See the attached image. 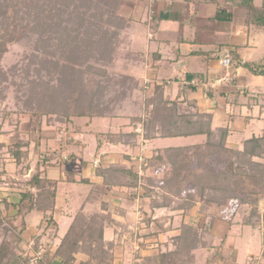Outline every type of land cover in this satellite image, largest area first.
Segmentation results:
<instances>
[{"label": "trees", "instance_id": "16d2710c", "mask_svg": "<svg viewBox=\"0 0 264 264\" xmlns=\"http://www.w3.org/2000/svg\"><path fill=\"white\" fill-rule=\"evenodd\" d=\"M120 1L0 2V61L8 52L7 46L34 30L33 26L41 29L42 35L39 39L43 42L45 39L55 40L58 32L61 36L57 45L60 50L59 58L52 59L50 63L48 61V64L43 62L41 65V69L44 67L50 78L53 75L52 78L55 79L52 91L50 92L49 81L41 82L35 93L27 92L25 102L22 97H17L15 102V114L20 118H27L26 136L28 141L34 139L36 149L42 141L43 124L59 125L67 130V126L72 124L74 119L91 121L97 117L115 118L125 111L127 102L131 101L133 93L137 90V81L128 75L129 68L124 66L117 69L120 61L130 63L131 54L126 49L127 44H124L127 38L120 36L118 30L105 31L102 28V25L125 28L123 18L117 14ZM222 2L245 8L247 25L264 31V0ZM124 50L126 51L123 57ZM230 61L232 63L231 59ZM237 65L243 66L255 76H264V59L259 63L237 62ZM5 77V73L1 74L0 87ZM193 77L188 74V81ZM31 86L34 85L30 84ZM140 92L142 97L139 101L130 105V109L134 110L130 130L100 134L99 142L122 145L137 154L141 143L133 128L138 126L147 135V141L190 136H204V141L197 145L156 149L142 162L139 161L140 156H137L139 154L135 159L130 155H121L117 162L109 167H98L95 174L101 178L103 190L89 189L72 217L67 232L61 238L57 236V223L52 215L56 205L57 185L55 181L45 177L42 169L47 167L49 160L42 155L41 164L35 167L34 173L26 183L36 194L28 189L21 194L19 203L14 205L17 212L22 214L31 211L42 213L38 233L33 237L30 249L38 251L41 238L50 228L54 231L52 238H58L53 254H49L51 246H46L44 257L36 260L35 264H53L56 258L61 259L62 264H111L112 247L103 242L104 229L113 227L115 222L110 211L112 206L106 198L108 195L132 201L138 197L142 198L140 222L143 231L139 234L141 238H155L159 234H166L171 227L163 228L161 218H153L154 211L167 205L170 212H180L182 216L189 214L192 203L188 204V208L182 202H178L180 204L176 206L166 203L168 197L176 196L177 189L186 183L185 174L188 179L191 177L195 181L194 184L206 179L216 184L226 182L228 188L232 189L227 190L229 200L238 201L247 207L246 213L243 214V224H258L257 197L263 198L264 205V164L258 162L264 160V134L242 141L241 149L230 147L227 144L228 138L234 131L231 124L212 128L210 114H199L195 104L190 101L176 99L170 102L165 97L164 86H155L149 94H146L143 88ZM179 94L181 95V92ZM33 96L36 100L35 106L30 105ZM25 144L28 142L21 139L17 140L16 144L7 146V153L13 156L16 165L21 157L26 155V152L20 151ZM254 159L257 160L254 162ZM213 164L220 168L217 171L211 170ZM137 165L140 166L141 174L136 169ZM150 171L155 172L154 175L143 174ZM157 182L160 183L159 188L154 187ZM141 188L143 193L140 195ZM160 189L163 190L162 194L158 193ZM241 195L244 199L239 198ZM5 206L8 207L7 204ZM5 209H0V225L5 218ZM118 210L120 209L115 207L113 211ZM211 217L209 216V219H212ZM170 218L167 216V220ZM179 229V235L173 240L172 251H159L154 256L144 258L141 264H191L194 260L193 251L199 244L204 243L205 232L210 229V221L202 229L183 223H180ZM20 233L22 231L18 234ZM18 241L15 237L1 242L0 264H29L28 259L15 256L12 251V245ZM77 254L83 255L85 261L77 263Z\"/></svg>", "mask_w": 264, "mask_h": 264}, {"label": "crops", "instance_id": "0c3cea01", "mask_svg": "<svg viewBox=\"0 0 264 264\" xmlns=\"http://www.w3.org/2000/svg\"><path fill=\"white\" fill-rule=\"evenodd\" d=\"M117 13L123 18L125 28L122 36H126L128 40L126 49L131 54L130 63L120 61L117 69L124 66L129 68L128 75L137 81V90L126 105L130 106L139 101L142 97L140 94L142 88L149 94L155 86H164L165 97L170 102L176 99L190 101L195 104L199 114H210L212 128L231 124L234 131L229 138L236 137L240 140L236 146L229 145L230 147L241 149L242 141L264 134V85L255 82L254 77L259 76L237 65V62L259 63L264 59V52L259 58L257 54L261 53L259 46L264 39V31L247 25L245 8L224 4L222 0H121ZM125 51L122 52L123 57ZM224 57L232 60L228 68H223L219 64ZM194 65L199 67L191 68ZM188 74L194 76L190 81L187 79ZM121 115L122 117L110 119L126 120L121 128L123 131L127 124L130 125L133 114L129 118L124 116V113ZM92 120L74 119L73 123L67 126V130L64 128L58 130L55 126L43 130L39 150L48 158L51 165L57 164L47 167L44 175L57 185L56 205L52 215L57 223V236L60 238L71 224L73 217L69 212L73 210L71 207L74 208L75 204L77 209L86 195L84 193L89 189L103 190L102 180L95 174L98 167H109L117 162L121 155H130L135 159L137 154H139L137 156L145 154L146 143L159 140L147 141V135L138 126L133 128L141 143L137 154L122 145L95 141L92 150L94 157L87 158L85 150L92 149V145L84 147L83 139L87 135H93L89 130ZM77 121L82 123L76 124ZM202 137L204 141V136ZM109 146L112 149L122 147L123 150H115L105 157L103 150H107ZM167 148L177 147H155L152 151ZM95 160L99 161L97 168L91 165ZM58 165L61 167H57ZM77 166L81 168L80 171L74 169H77ZM76 176L79 177L78 181L73 180ZM106 198L109 203L111 200L115 201L110 203L112 206L110 211L115 220L114 226L103 231L104 244L112 247L111 264H141L144 258L156 255L150 249L153 247L152 244L157 243L159 235L144 239L137 237L133 232L132 243L127 242L124 245L123 240L128 235L127 232L135 229L139 231V222L136 228L135 225L132 227L133 210L127 211L123 203L120 204L121 201H126L125 199L111 195ZM118 201L120 202L117 203ZM115 207L120 210L114 212ZM173 213L179 212H170L167 209L168 217L172 218ZM4 214L6 215L5 212ZM258 215L260 220L255 226L244 225L243 214L240 212L211 215L212 219L206 220L210 221V229L205 234L204 243L195 247L194 260L191 264H251L256 259L258 264H264L263 208L258 210ZM194 216L195 214L191 213L189 218L188 216L184 218L190 219L187 223L191 225ZM171 218L167 220V227H171L167 232L169 238L177 237L180 233L178 230L180 224L176 225V218ZM41 220L42 213L38 211L28 212L21 219L23 224L21 234L30 247L33 237L38 233ZM52 240L57 244L58 238ZM141 240L148 245L144 246ZM128 246L137 249L133 259L124 251ZM173 249V241L167 240V252ZM75 258L77 263L85 261L81 254H77ZM53 264H62V260L56 258Z\"/></svg>", "mask_w": 264, "mask_h": 264}, {"label": "rangeland", "instance_id": "374dc122", "mask_svg": "<svg viewBox=\"0 0 264 264\" xmlns=\"http://www.w3.org/2000/svg\"><path fill=\"white\" fill-rule=\"evenodd\" d=\"M12 2V0H9ZM8 0H0V2H9ZM118 14V13H117ZM106 21V20H105ZM21 23V22H20ZM26 24V21L23 22ZM34 30L29 31L28 33H25L23 37L20 38L19 41H16V43L9 44L7 46L8 52L3 57V59L0 61V78L1 74H6L5 80H3V85L0 87V97L4 99V101L0 100V145L3 147H0V209L4 210L6 208V215L4 218L3 223L0 225V244L3 242V240L9 241L12 240V238L17 237L18 242L14 243L12 245V251L15 254V256H19L22 259H28L29 264H35V261L38 259H41L44 257V252L47 249L46 246L50 245V253L53 254L55 251V247L57 244H55V241L52 239L53 230L52 228L48 229L44 235V237L41 238L39 242L38 251H34L33 249H30V245H28L27 241L22 237V234H18L23 226L21 223V219L27 214V212L20 213L17 212V209L14 207V205H17L19 203V199L21 194L26 192L28 189V186L26 183L31 178L32 174L35 171V167L39 164H41L42 159V153L40 152L39 148L36 149L34 147V139L32 141H28L29 139L26 136V132L28 129L27 126V118L22 117L18 114H15V102L17 97H22L24 102L26 98V94L28 91H31V93H35L37 89H39V85H41V82H47L49 81V85L51 87L50 92L52 91V86L55 84V79H53V75L50 78V75L45 72V70L42 68L41 65L48 64L51 62L52 59H58L60 55V50L57 49L58 42H60V34L59 32L55 35V40H46L43 42L39 39L41 37L42 32L39 27L33 26ZM102 28L106 30H115L117 31L120 36H122V32L124 29L117 28L114 25H102ZM121 31V32H120ZM52 37V36H51ZM124 44H128V40L124 42ZM261 49V53H257L258 58L261 57V54L264 52V39L261 41V45L259 46ZM65 49L63 50V52ZM121 55V54H120ZM42 60V63H41ZM62 62V61H61ZM199 67V65H194V68ZM56 75H54V78ZM50 79V80H49ZM255 82H257L260 85H264V77H254ZM19 83V84H18ZM147 83V81H146ZM30 84L34 85L30 87ZM52 84V85H51ZM17 86H20L21 88H17ZM43 88V87H42ZM145 90V89H143ZM146 91V90H145ZM30 105L35 106L36 100L33 96V101L30 103ZM28 105V106H30ZM131 106L126 105L125 111L123 112L128 118L134 114L133 110L130 109ZM122 113V112H121ZM121 113L117 115L118 117H122ZM122 113V114H123ZM206 114V113H204ZM23 119V120H21ZM82 123V121H79ZM77 121L76 124H79ZM127 121L121 120V119H110V118H102L97 117L94 118L91 122L90 126V132L93 133V135H87L89 133H86L87 136L84 137V147L91 146L92 149L85 150L87 153V158H93L94 153L92 152L94 145L96 144L95 141L98 142V135L100 134H107V132H119L121 131L122 126ZM243 122V121H242ZM75 124V126H76ZM127 124L125 126V130L123 131H129L130 128ZM240 125V124H239ZM51 126H55L56 129L60 130L62 127H58V125H49V124H43L42 130L46 128H50ZM227 126V125H223ZM222 126V127H223ZM77 127V126H76ZM75 129L74 127H71V129ZM50 130V129H49ZM234 130V128H233ZM97 136V137H96ZM23 140V142H28V144H25L24 147L22 146L21 152H26V155L21 157L22 159L17 163L14 162V158L12 155H8L7 153V146L16 144L17 140ZM89 140L91 142H89ZM228 145L236 146L235 144L240 140V138L232 137L228 139ZM203 141L202 136H195V137H188V138H177V139H159L150 143H146L144 147L145 154L140 155L139 161L142 162L145 157L149 156L150 153L155 147L158 148H166V147H183L186 145H195L199 144ZM242 143V142H241ZM41 144V143H40ZM6 147V148H5ZM108 149L103 150V154L108 156L112 152L116 151H122V147L117 149H112L110 146L107 147ZM50 150V148H49ZM48 150V151H49ZM75 150V149H74ZM77 152V150H76ZM47 154H51L50 152H47ZM91 154V156L89 155ZM68 157V156H67ZM47 158V157H46ZM52 158V157H51ZM69 159V158H68ZM257 159H254L255 162ZM258 162H262L264 164V160H258ZM58 163V161H56ZM76 163V162H75ZM47 167L53 166L50 163H47ZM55 164L54 166H56ZM93 168H97L99 166V161L95 160L91 164ZM216 168H215V166ZM62 166V163H61ZM58 165L57 167H61ZM47 167H43L42 170H45ZM212 167V166H211ZM70 168V167H69ZM220 168V166L217 167L216 164H213V167L211 170L217 171ZM71 169V168H70ZM76 171H80L81 168L77 166V169L74 168ZM137 171H140V166L137 165L136 167ZM162 170V169H161ZM160 170V171H161ZM154 175L155 172H145V174ZM141 174V171H140ZM186 177V183L183 184L182 187H179L176 192V196L168 197V200L166 203L170 206H176L182 202V204L188 208L190 203L193 204V206L190 208V212L188 215V218L190 217L191 213L195 216L192 218L193 222L191 225L197 226L199 229H202L205 224H208L206 221L207 218L211 215L215 214H230V213H239L243 212L242 214H245L247 211V207L245 205L239 203L238 201H231L229 200L227 193L229 190H232L229 187V185L226 184V182H220L218 184L214 183L213 181H208L206 179L205 181H200L199 183L194 184V180L189 177L188 179L187 175L185 174L184 178ZM47 178V177H46ZM50 180V179H48ZM73 180L78 181L79 177H73ZM160 183H156L154 187L159 188L158 186ZM213 188V189H210ZM215 188V190H214ZM217 189V190H216ZM33 194H36V191L34 189H30ZM228 190V191H227ZM140 195L143 193L142 188L139 189ZM163 190H158L159 194H162ZM87 194V193H84ZM228 194V195H227ZM139 195V196H140ZM86 196V195H85ZM84 196V197H85ZM239 198L244 199V196L241 195ZM258 202V208H263V198L257 197ZM125 199V198H123ZM122 199V200H123ZM5 200V204L3 202ZM126 201H118L123 203L125 210L130 211L133 210L134 218H137L134 220L132 227L136 228L137 223L139 231L135 229V231H129L126 234L124 245L127 244V242L132 243L131 239H133V232L136 233V236H140L139 234L143 231L142 223L141 221V211L140 208L143 204L142 198L138 197L137 200L133 199H125ZM173 201V202H172ZM115 201L111 200L110 203H114ZM135 205H133L132 203ZM176 202V204H174ZM7 204L8 207L5 205ZM82 204V202H81ZM75 205V204H74ZM71 207L70 214L75 215V213L78 211L79 207L76 209ZM165 205V204H164ZM167 205L165 208L162 209H156L154 211V214L157 213L155 218H161V222L163 224V228H167ZM258 209V210H259ZM221 213V214H220ZM197 214V215H196ZM138 216V217H137ZM176 216V217H175ZM165 218V219H164ZM176 225L183 222V224H188L187 222L190 220L188 218H184V216L181 215V213H173L172 219H175ZM139 219V221H138ZM182 220V222H180ZM260 220V218H259ZM67 222V221H66ZM180 222V223H179ZM186 222V223H184ZM165 226V227H164ZM14 230H13V229ZM142 228V229H141ZM134 229V228H133ZM178 230L180 231L179 227ZM132 232V233H131ZM206 234V232H205ZM162 236V237H160ZM169 234H159L157 243L152 244V248L150 251L153 252V254H157L160 252H167V240L173 241L175 237H168ZM16 242V241H14ZM55 244L52 245L51 243ZM140 243V241H138ZM143 245H148L143 240H141ZM58 243V242H57ZM141 243V244H142ZM32 247V246H31ZM135 248L127 247L124 251L128 252V256L133 259L134 254L136 253ZM255 260V259H253ZM54 261V260H53ZM18 262V261H17ZM251 264H254L253 262Z\"/></svg>", "mask_w": 264, "mask_h": 264}, {"label": "built area", "instance_id": "2783aa9c", "mask_svg": "<svg viewBox=\"0 0 264 264\" xmlns=\"http://www.w3.org/2000/svg\"><path fill=\"white\" fill-rule=\"evenodd\" d=\"M219 64L223 68H228L231 64V61H230L229 57H224L219 61ZM253 263L258 264V259H256Z\"/></svg>", "mask_w": 264, "mask_h": 264}]
</instances>
